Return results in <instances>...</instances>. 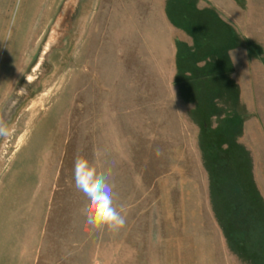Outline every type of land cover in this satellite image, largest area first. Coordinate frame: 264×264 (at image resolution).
Segmentation results:
<instances>
[{
  "label": "rangeland",
  "instance_id": "rangeland-1",
  "mask_svg": "<svg viewBox=\"0 0 264 264\" xmlns=\"http://www.w3.org/2000/svg\"><path fill=\"white\" fill-rule=\"evenodd\" d=\"M0 264H264V0H0Z\"/></svg>",
  "mask_w": 264,
  "mask_h": 264
},
{
  "label": "clouds",
  "instance_id": "clouds-1",
  "mask_svg": "<svg viewBox=\"0 0 264 264\" xmlns=\"http://www.w3.org/2000/svg\"><path fill=\"white\" fill-rule=\"evenodd\" d=\"M73 178V194L81 201L89 225L106 227L114 232L125 227V206L118 208L115 203L114 178L110 168L98 171L87 159L79 156L74 162Z\"/></svg>",
  "mask_w": 264,
  "mask_h": 264
},
{
  "label": "bare ground",
  "instance_id": "bare-ground-1",
  "mask_svg": "<svg viewBox=\"0 0 264 264\" xmlns=\"http://www.w3.org/2000/svg\"><path fill=\"white\" fill-rule=\"evenodd\" d=\"M60 27V26H59Z\"/></svg>",
  "mask_w": 264,
  "mask_h": 264
}]
</instances>
